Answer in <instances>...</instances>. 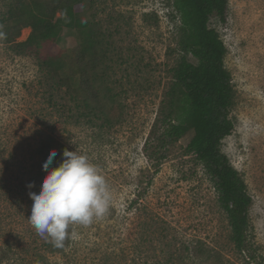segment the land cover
<instances>
[{"label":"rangeland","instance_id":"1","mask_svg":"<svg viewBox=\"0 0 264 264\" xmlns=\"http://www.w3.org/2000/svg\"><path fill=\"white\" fill-rule=\"evenodd\" d=\"M173 2L93 0L85 10L108 46L102 69L116 94L110 127L84 117L76 125L65 90L34 57L0 43V142L5 146L0 155L7 159L13 151L35 148L39 129L56 132L69 149L100 166L112 190L111 213L73 233L79 264H104L105 251L111 252L110 264H171L177 258L196 264L192 250L203 243L214 253L215 264H247L229 240L212 179L188 150L192 133L163 138L175 72L182 61L196 62L180 46ZM208 24L226 47L233 87L234 128L219 148L251 196L250 231L264 263V0H228L225 18L213 16ZM29 32L24 28L19 40ZM78 42L77 33L65 29L59 46L72 48ZM11 169L18 174L17 167ZM137 193L144 198L127 206ZM21 209L11 202L0 207V264H74L66 255L36 259V247L29 244L32 225L17 214Z\"/></svg>","mask_w":264,"mask_h":264},{"label":"trees","instance_id":"2","mask_svg":"<svg viewBox=\"0 0 264 264\" xmlns=\"http://www.w3.org/2000/svg\"><path fill=\"white\" fill-rule=\"evenodd\" d=\"M92 3L93 0H0V43L16 54L34 57L37 66L57 87L65 90L72 102L71 117L76 125V119L84 117L86 122L99 121V126L110 127L116 94L102 69L108 54L107 43L98 22L84 14ZM173 4L180 20V46L196 62L182 61L175 72L176 90L171 94V110L163 138L176 140L192 133L188 150L202 163L215 185L219 206L228 220L229 240L247 264H264L250 231L251 196L238 171L219 148L221 140L234 128L230 116L233 87L224 62L226 47L208 22L213 16L220 20L225 18L228 0H174ZM24 28H29L30 32L26 39L19 40ZM65 29L77 33L76 46L67 49L59 46ZM37 133L40 138L35 148L28 147L17 155L13 151L7 159L0 155V165L4 167L0 171V207L9 202L18 203L23 209L17 214L26 218L32 203L29 192L39 191L40 182L47 174L41 165L49 150L55 149L58 153L52 167L58 166L64 149L81 154L77 149H69L56 132L39 129ZM4 148L1 141L0 153ZM90 161L100 167L92 159ZM12 167L18 168V174ZM29 183L33 185L31 188ZM142 198L144 195L137 193L127 206L138 204ZM111 210L112 206L108 212ZM81 227L70 226V238L58 248L40 237L31 226L29 244L36 247V259L58 254L79 264L77 248L73 246L76 240L72 237ZM85 259L89 261L90 257ZM102 259L104 264H110L111 252L105 251ZM191 259H195L196 264L200 260L199 264H215L217 260L205 243L194 247ZM182 263L180 258L171 260V264Z\"/></svg>","mask_w":264,"mask_h":264},{"label":"clouds","instance_id":"3","mask_svg":"<svg viewBox=\"0 0 264 264\" xmlns=\"http://www.w3.org/2000/svg\"><path fill=\"white\" fill-rule=\"evenodd\" d=\"M57 155L50 149L42 161L47 174L39 191L29 192L27 219L40 237L60 248L70 238V226H88L108 213L112 190L87 155L64 149L58 166L52 167Z\"/></svg>","mask_w":264,"mask_h":264}]
</instances>
